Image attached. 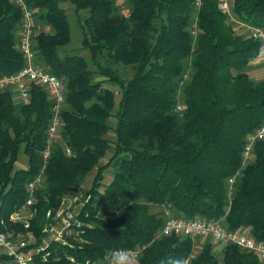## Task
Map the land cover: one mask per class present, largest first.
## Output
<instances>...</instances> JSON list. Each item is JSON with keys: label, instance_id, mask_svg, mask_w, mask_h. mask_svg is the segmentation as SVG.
Wrapping results in <instances>:
<instances>
[{"label": "trees", "instance_id": "obj_1", "mask_svg": "<svg viewBox=\"0 0 264 264\" xmlns=\"http://www.w3.org/2000/svg\"><path fill=\"white\" fill-rule=\"evenodd\" d=\"M24 2L36 20L33 62L62 81L65 100L58 139L44 161L53 104L48 91L30 83L22 103L11 88L0 89L1 230L30 232L35 242L29 247L40 244L47 212L95 168L77 235L67 245L51 243L32 264H71L69 257L78 264L108 263L107 252L117 247H143L133 264H264L234 245L216 252L210 239L192 255L194 240L161 236L164 215L151 212L163 206L177 217H223L227 229L247 228L264 242V140L242 162L247 134L264 122V76L249 74L261 41L238 34L217 0H125L126 14L115 0ZM63 3L87 14L81 48L95 70L80 54L60 53L71 39ZM232 13L264 29V0H232ZM20 24V8L0 0V78L26 64L17 45ZM112 64L131 66L133 73L125 79ZM105 82L119 87L117 102ZM110 146L111 156L100 164ZM21 149L27 166L14 169ZM110 166L112 178L102 188ZM41 170L28 225L11 222L10 214L26 203L27 182Z\"/></svg>", "mask_w": 264, "mask_h": 264}, {"label": "built area", "instance_id": "obj_2", "mask_svg": "<svg viewBox=\"0 0 264 264\" xmlns=\"http://www.w3.org/2000/svg\"><path fill=\"white\" fill-rule=\"evenodd\" d=\"M21 10L20 34L18 38V49L26 60V64L15 74L3 76L0 78V89L9 87L15 94V99L19 102L26 103L29 99L28 86L35 83L43 86L49 93L53 104L51 108V121L47 129L48 139L46 148L42 152V158L46 161L50 155L54 141L58 139V132L61 127V110L65 100V92L62 81L55 75L35 65L34 52L32 50L33 35L36 26V20L32 10L26 5L24 0H10ZM218 8L222 14L232 16V5L228 0H217ZM243 25V23L240 22ZM247 26V25H246ZM250 36L253 39L261 41V46L256 55L255 61L264 66V41L263 29L247 26ZM194 33V31H192ZM176 110H181L177 106ZM264 140V122L257 126L253 131L247 134L242 148V162L245 164L252 156L255 144ZM64 153L68 156L72 154L69 147L61 144ZM42 170L31 181L27 182L26 190L28 198L26 203L21 205L17 210L10 214L11 222H22L28 225V219L32 216L29 205L34 202V190L43 179ZM234 177L228 179L227 198L230 204L232 185ZM89 196L79 192V190L70 191L65 194L60 201V205L53 212H47V221L42 227L43 237L41 243L33 247L30 244L35 242V237L28 232L6 233L0 228V255L5 256V260H0V264H32L34 255L39 254L51 243L69 244L68 238L77 235L78 228L83 225L79 218L80 210L83 203L88 200ZM229 204L227 210L229 209ZM30 211V215L24 217L22 212ZM226 210V212H227ZM169 215V214H168ZM4 224V219L0 218V227ZM160 235H175L179 237H190L195 239H210L213 243L221 245H234L243 251H249L256 254L262 261L264 260V242L256 241L249 233L247 228L238 230H229L223 225V217L219 219L203 220L201 218H184L169 215L165 217L160 229ZM27 239H26V238ZM143 247H117L110 249L105 259L110 264L111 256L119 250H127L137 260ZM44 258V256H43ZM71 264H78L72 257H69Z\"/></svg>", "mask_w": 264, "mask_h": 264}, {"label": "rangeland", "instance_id": "obj_3", "mask_svg": "<svg viewBox=\"0 0 264 264\" xmlns=\"http://www.w3.org/2000/svg\"><path fill=\"white\" fill-rule=\"evenodd\" d=\"M228 1L232 5V0H228ZM115 2H116L117 6L119 8V11L121 13L126 14L128 12V10H127L128 7L125 3V0H115ZM63 6H64V8H65V10L69 16V20L71 23V39H70V42L66 46L61 47L60 53L61 54H64V53L80 54L89 62L90 68L95 70L96 67L90 60L89 52L87 50L81 48L82 33H81L80 25L82 23V20L84 19V17L87 14L85 11H80V12L76 13L72 9V6H70L68 3H63ZM230 21L233 22V27L238 34H242L245 37H248V36L251 37L249 28L245 24H243V25L240 24V22L237 20V18L235 17V15L233 13H232V16L230 17ZM263 33H264V29H263ZM263 41H264V37H263ZM100 60L102 62H106L104 58H101ZM112 67L115 69L117 68L120 75L122 77H124L125 79L129 78L133 73L131 66H124L121 64H112ZM251 69H255V70H251ZM254 71H255V73H253ZM249 74L252 77H254L255 79H258L259 77H263L264 76V66L262 64H259L258 66H251V68L249 70ZM98 79H100L99 76H98ZM103 85L111 88L115 92V101L117 102L120 98L119 87L115 84H111L108 82H105ZM109 122L111 125H113L114 119L110 118ZM106 138L109 139L110 141H113L115 138L113 132L109 131L106 134ZM112 152H113V147L110 146V148L107 150V152L105 154V157L100 160V164L106 162L109 159V157L111 156ZM26 166H27V157L24 154L23 150L21 149L19 154H18L17 161L14 163V169L25 168ZM113 172H114V169L112 166L108 167L104 171V179L102 181V188L105 185H107L109 180L112 178ZM94 174H95V168L84 177L81 184L77 187L79 192L84 193L86 190H88L90 188V185L92 182V177L94 176ZM164 209L165 208L163 206H152L151 212L162 213V215H164V218H165L169 215H168V213H166L167 211H165ZM28 215H30L29 210L22 212V216L26 217ZM206 241H208V240L195 239L194 240V250L192 252V255H195L201 249L203 243ZM224 246H226V245H221V248H219V251H222ZM94 264H106V262L104 260H101V261L95 262ZM183 264H186V263H183Z\"/></svg>", "mask_w": 264, "mask_h": 264}, {"label": "clouds", "instance_id": "obj_4", "mask_svg": "<svg viewBox=\"0 0 264 264\" xmlns=\"http://www.w3.org/2000/svg\"><path fill=\"white\" fill-rule=\"evenodd\" d=\"M133 260L127 250H119L111 256L110 264H133Z\"/></svg>", "mask_w": 264, "mask_h": 264}, {"label": "crops", "instance_id": "obj_5", "mask_svg": "<svg viewBox=\"0 0 264 264\" xmlns=\"http://www.w3.org/2000/svg\"><path fill=\"white\" fill-rule=\"evenodd\" d=\"M263 34H264V33H263ZM259 64H261V63H258L257 61L254 60V61L252 62L251 65H252V66H258ZM251 70H255V69H251ZM258 72H259V71H258ZM253 73H255V71H254ZM219 248H221V244H218V245H217L216 243H214V250H215L216 252H220V251H219ZM105 262H106V261H105ZM106 264H109V263L106 262Z\"/></svg>", "mask_w": 264, "mask_h": 264}]
</instances>
